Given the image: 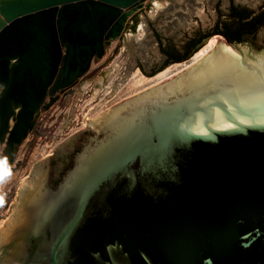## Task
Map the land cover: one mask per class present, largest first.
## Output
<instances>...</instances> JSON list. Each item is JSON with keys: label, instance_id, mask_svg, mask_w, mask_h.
<instances>
[{"label": "water", "instance_id": "95a60500", "mask_svg": "<svg viewBox=\"0 0 264 264\" xmlns=\"http://www.w3.org/2000/svg\"><path fill=\"white\" fill-rule=\"evenodd\" d=\"M145 2L158 5L0 0V143L20 145ZM212 39L36 162L0 229V264H264V27L251 45L212 35L143 81Z\"/></svg>", "mask_w": 264, "mask_h": 264}, {"label": "rangeland", "instance_id": "374dc122", "mask_svg": "<svg viewBox=\"0 0 264 264\" xmlns=\"http://www.w3.org/2000/svg\"><path fill=\"white\" fill-rule=\"evenodd\" d=\"M169 1L172 3L169 4ZM258 1L234 0V3L255 8ZM215 2L222 10L230 0H158L160 8L152 13L154 2H145L143 9L133 15L135 20L126 34L112 42L100 60L92 62L89 72L81 79V85L69 103L65 107L52 109L53 114L60 112L63 117L54 132L49 137L37 138L31 148L24 141L23 149L26 150L20 155L23 165L10 178L14 189L17 191L19 185H25L30 180L25 177L33 164L42 160V156L51 150L57 139L86 130L88 123L111 106L167 80L199 60L202 56L184 66L172 68L160 78L143 81L150 77V71L162 73L161 69H156L164 60L162 47L157 49V35L166 39L161 41V46L165 48H168L169 43H172L173 48L180 46L197 26L206 29L208 23L211 24L216 16L212 7ZM65 119L69 122L65 123Z\"/></svg>", "mask_w": 264, "mask_h": 264}, {"label": "flooded vegetation", "instance_id": "af4514ba", "mask_svg": "<svg viewBox=\"0 0 264 264\" xmlns=\"http://www.w3.org/2000/svg\"><path fill=\"white\" fill-rule=\"evenodd\" d=\"M168 3L170 4L172 3V1H169ZM216 5L217 2H215V5L212 6L213 12H216V16L206 29H201L199 26H197L194 30H192L190 34L186 36V39H184L180 46L176 48L171 47L168 49L161 48V52H164L168 56H171V59L167 61L163 60V62L156 69H160L162 67L164 68L170 66L171 64H176L178 62L189 59L207 44H203V42L212 35L223 36L229 41H236L237 39H240V43L247 42L249 43V45H251L252 39H255L258 28L264 27V0H259L255 8L237 5L233 0H230V2H228L222 10ZM134 20V16L129 19L125 26L124 34H126L128 29L131 28V24ZM210 40L211 38L208 40V42ZM81 79L77 81V83H75V85L68 91L56 93V100L52 104V106L48 110L40 111L35 116L33 120V128L27 134L24 140L28 142L27 146L29 148L32 147L34 141L37 138L49 137V135L54 132L57 125L63 120V117L60 116V112L58 114H53L52 109H54L55 107H65V104H67V102L69 103L70 98L74 97L76 90L80 87ZM67 122H69V120L65 123ZM9 126L10 130V123ZM81 133L89 134L87 130H83ZM77 134L78 133L74 134L73 136ZM70 137H60L59 139H57V141L51 148L52 150H50V154L45 155V158L51 157L55 152L57 146H59ZM24 141L20 145L14 146L11 150L8 149L7 145L4 142L0 143V180L3 178L4 173L8 172V179L7 181H5V188L0 192V229L3 228L6 222L10 219L12 215L11 213L13 212L19 198V192H17L18 190L16 191L14 189V185L11 182L10 178L13 174L17 173L23 165L22 159H20V155L24 154L26 150L23 149ZM77 151L78 148L73 147L68 155L61 158L63 168L61 170L56 168L57 176L53 177V179L51 180V183L53 185H56L59 182L65 170L71 166L73 156ZM55 162L56 160H52V165H54ZM36 164L37 163L33 164L32 169L28 172L25 179H31L32 172Z\"/></svg>", "mask_w": 264, "mask_h": 264}, {"label": "bare ground", "instance_id": "6f19581e", "mask_svg": "<svg viewBox=\"0 0 264 264\" xmlns=\"http://www.w3.org/2000/svg\"><path fill=\"white\" fill-rule=\"evenodd\" d=\"M158 8H160V6H159V5H156V6L153 7L152 9H153L154 12H155ZM137 37H139V35H138ZM214 43H215V40L212 39V42H211V44H209V46L207 47V49L204 50L203 52L199 53L194 59L199 58V57H201V56L203 57V54L206 53L207 50H209V49L211 50V49L215 46ZM208 52H209V51H208ZM206 54H207V53H206ZM202 57H201V58H202ZM194 59H193V60H194ZM160 74H162V73H160ZM101 81H102V80H101ZM93 97H94V95L91 96V98H93Z\"/></svg>", "mask_w": 264, "mask_h": 264}, {"label": "built area", "instance_id": "2783aa9c", "mask_svg": "<svg viewBox=\"0 0 264 264\" xmlns=\"http://www.w3.org/2000/svg\"><path fill=\"white\" fill-rule=\"evenodd\" d=\"M8 179V172H5L3 178L0 180V192L5 188V181Z\"/></svg>", "mask_w": 264, "mask_h": 264}, {"label": "trees", "instance_id": "16d2710c", "mask_svg": "<svg viewBox=\"0 0 264 264\" xmlns=\"http://www.w3.org/2000/svg\"><path fill=\"white\" fill-rule=\"evenodd\" d=\"M238 31H239V29H238ZM231 42H235V43H240V39H237L236 41H232L231 40ZM162 55H163V57H164V61H167V60H169V59H171V56H168L167 54H165L164 52L162 53ZM154 75V74H153Z\"/></svg>", "mask_w": 264, "mask_h": 264}]
</instances>
